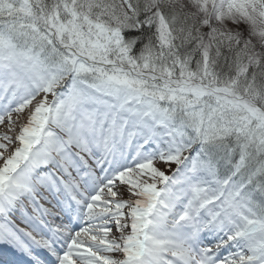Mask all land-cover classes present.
Listing matches in <instances>:
<instances>
[{
    "label": "snow or ice",
    "instance_id": "6c2138e0",
    "mask_svg": "<svg viewBox=\"0 0 264 264\" xmlns=\"http://www.w3.org/2000/svg\"><path fill=\"white\" fill-rule=\"evenodd\" d=\"M0 264H264V0H0Z\"/></svg>",
    "mask_w": 264,
    "mask_h": 264
}]
</instances>
